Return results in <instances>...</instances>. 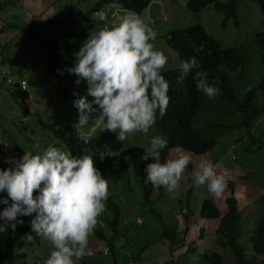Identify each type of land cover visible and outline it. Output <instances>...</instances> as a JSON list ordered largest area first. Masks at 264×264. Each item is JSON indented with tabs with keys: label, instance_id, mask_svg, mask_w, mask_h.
Returning a JSON list of instances; mask_svg holds the SVG:
<instances>
[{
	"label": "clouds",
	"instance_id": "obj_1",
	"mask_svg": "<svg viewBox=\"0 0 264 264\" xmlns=\"http://www.w3.org/2000/svg\"><path fill=\"white\" fill-rule=\"evenodd\" d=\"M49 1L51 10L59 0ZM240 1H237L233 18L230 19L237 26ZM45 2L47 4V0ZM192 2L195 8H199L196 0ZM104 7L95 13L99 19H104ZM66 8L72 15V6ZM90 8L83 10L79 7V10L86 12ZM109 9L111 10V6ZM261 10L264 14V9ZM129 13L121 18L117 26H105L96 32H90L79 50L73 53L74 64L67 68V72L77 78L72 77L77 86L83 82L87 87L81 86L77 89L86 88L84 95L73 93L76 98L70 104L71 112L68 111V114L60 115L61 112L49 106L57 104L58 98L57 83L52 77L43 79V83H48L53 93L46 103L48 112H44L35 109L38 104L34 102V106L28 96L32 83L27 78L34 70L33 67L28 65L30 69L24 68L28 71L25 75L16 73L10 76L6 68L3 71L5 82L12 87L10 95L15 99L23 116L52 117L42 125L52 130L53 137L49 140L51 143L39 154L25 151L19 159L17 151L8 154L2 163L8 168L0 169V233L7 231L8 237L10 227L15 235V231L22 227L26 229L29 223L31 232H23L18 244L23 245L22 251L26 253L25 247L38 242L33 233L47 239L51 250L45 264H75L77 260L92 256L89 237L97 224V218L105 211V202L109 195L108 181L96 167L92 149H85L86 154L75 156L65 147H60L61 142L58 140L64 141L60 138L63 129L68 130L71 127L74 129L72 135L77 136L78 140L85 144L90 141L95 149V157L98 155L101 161L106 157L119 158L121 153L113 150L110 145L94 143L99 139L98 128L101 127L104 134L112 133L110 136L119 145H124L125 150L135 147L131 145L129 134L135 133L139 139L149 136L150 128L157 118H163L166 111H173L175 105L172 97L169 98V82L163 73L171 70L180 72L178 83L181 84L191 73L198 92L210 100L220 94L218 84L209 81L207 71L200 69L195 57L184 59L188 54L203 56L208 42L202 36L184 30L172 37L168 35L171 38L169 42L153 43L156 38L162 37L156 26L152 29L137 16L138 13ZM0 17L2 19L1 15ZM150 18L148 15L147 20ZM86 26V23L81 24V29L77 28L78 32L75 30V34L88 32L89 28ZM9 27L13 31L8 32L15 37L18 32L12 24ZM2 29L5 27L0 20V31ZM182 33L185 41L179 44L175 39ZM174 49H182L186 53L180 56ZM175 55L179 61L175 60ZM45 68L46 66L38 69V72ZM59 71L61 70L57 69L56 73L62 75L63 72L60 74ZM24 99L32 111L30 116L25 115L20 105L24 103ZM62 118L65 125L61 128L56 121ZM167 144L165 137L153 136L149 146L143 149L140 159L146 162L143 169L144 184L171 192L177 188L182 173L191 162V156L181 155L161 162V152ZM33 147L35 149L38 145ZM124 159L127 160L128 157ZM150 160L154 162H148ZM214 168L209 161L201 162L200 170L195 173L192 183L194 186L206 184L208 192L214 198H219L226 183L224 177L218 175Z\"/></svg>",
	"mask_w": 264,
	"mask_h": 264
},
{
	"label": "trees",
	"instance_id": "obj_2",
	"mask_svg": "<svg viewBox=\"0 0 264 264\" xmlns=\"http://www.w3.org/2000/svg\"><path fill=\"white\" fill-rule=\"evenodd\" d=\"M7 1L10 0H0V7L6 5ZM41 1L45 3L42 10L40 6H37V3L33 5V7L27 9H37L40 14L39 17H42L47 12L49 13L50 1L47 0V4L45 0ZM154 1L155 0H102L86 12L79 10V5L73 4L71 16L75 19V24H78L77 28H80L81 24L86 23L87 29L89 28L88 31L96 32L105 26H117L121 18L125 15H129V12L138 13L137 16L153 29L156 26V20L153 16H151L150 20H147V16L150 14L147 13V10ZM196 1L199 4V8H195L192 0L188 3V9L192 15H201L208 6L213 5L216 11L226 15L222 23V26H224L233 18L235 5L239 0H231L227 4L222 3L220 0ZM251 1L264 9V0ZM109 6H111V10ZM102 7H104V19H99L95 13L99 12ZM145 13L148 15L144 16ZM14 24L16 23H13V25ZM7 28L10 29L9 26ZM3 30L4 29L0 32ZM39 30L40 29L33 30L29 26L24 32L26 34L37 35L39 39H43L42 36L39 35ZM184 30L202 36L201 38L208 42V47L203 56L198 57L193 54H188L184 59L188 60L190 57H195L197 59L200 64V69L207 71L209 81L218 84L220 94L217 97L210 100L202 93L198 92L193 83V76L191 73L185 78L182 84L178 83L180 72L171 70L167 73H163L165 79L169 82V98L171 99L172 97V101H175V105L173 111H166L163 118H157L156 123L150 128L149 140L146 146H143L137 134L132 133L128 136L129 140L133 143H136L137 140V143L134 144L135 147L125 150L124 145H119L118 142L110 136L112 133H110V135L104 134L101 132V127L98 128L97 134L99 139L95 140L94 143L97 145H110L113 150H118L121 153L119 158L106 157L101 161L98 155L95 157V149L90 141L88 144H85L82 140H78L77 136L72 135V132H74L73 128L68 127L70 132L66 128L63 129L61 133L59 132L60 138L64 140H58L61 142L60 147H65L66 150L70 151L73 155L80 156L86 154L84 151L85 149H92L93 151L91 154H93L95 158L96 167L103 176L107 172V177L105 178H110L118 173L121 175L128 174L130 171L139 177L143 189L144 202L149 205H156V211L160 213L158 214L160 219L161 215L162 217L165 215L164 209L166 211L169 209L164 202L165 197L170 198L172 201H176L179 197L173 196L172 191L168 192L163 188L154 189L151 184H144L145 173L143 169L146 166V162L142 161L140 157L143 154V149L149 146V142L153 136L161 135L168 141L167 147L161 152V162L166 159H172L173 152L176 150H185L189 154L197 156L207 154L215 148L219 139L236 129L245 130L246 136H248L252 142L255 143L260 141L255 138L252 129H254V125L263 113L262 109L258 106V102L264 101V31L257 32L249 44L232 46H224L217 34H215V36H210L202 23L192 25L187 29L175 30L169 35L172 37L174 34L183 32ZM88 35V32L84 31L80 33L78 37L84 38L88 37ZM51 37L54 38L53 34L46 35L44 38L46 53L43 55V58L45 59L46 68L44 71H41L40 74L43 79L52 76L57 83V104H49V106H53L58 112H61L60 115H65L68 114V111L71 112L70 104H72L73 100L76 98L73 93L84 95L86 88L84 90L77 89L81 86H87L83 82L79 86L75 84V80L72 78L75 76L67 72V68L74 64V57L72 58L73 61L63 59L64 51L60 49L61 47L59 48L60 52L55 53V49H52L53 46L56 48L55 44L51 45L48 42ZM166 37L167 36L156 38L153 43L162 44L164 41L169 42L171 38L169 39ZM184 38L185 36L182 33L175 39V42L179 44L183 43L185 41ZM58 43H60V41ZM253 46H256L258 50L259 62L262 65L263 74L260 83L251 88L249 84L251 78V49ZM174 50L180 56L186 53V51L182 49ZM73 53L74 52L71 54ZM28 60L21 65L23 68L30 69L28 65L31 64ZM33 69L35 72L38 71V69ZM57 69H60L63 74L58 75L56 73ZM0 97V100H2L3 95H0ZM25 100L26 99H24V103H20V105L24 109L25 115L30 116L32 111ZM3 103L0 102V108L3 106ZM72 108L76 110L74 107ZM56 122L61 128L65 125L64 118L58 119ZM3 132L7 136L9 135V131L6 129ZM9 143L10 145H6V148L3 143L0 144V148L4 147V149H0V169L8 168L2 164L7 155L19 150V144L16 140L9 138ZM262 147H264V143L261 142L260 148ZM39 153L40 152L37 154ZM18 154L20 153L18 152ZM124 157H128V159L125 160ZM148 162L154 161L150 160ZM192 167V162H190L185 171L189 173ZM185 171L184 173L186 174ZM229 185L232 195L225 201L228 208L227 213L222 215L213 199H205L201 205L200 219L206 224H209V222H214L216 224L215 233L222 238L220 245L226 249L233 258L235 264H264V214L252 233H242L240 231L242 224L241 212L238 208V201L233 196V184L229 182ZM187 187L188 192L186 198L181 197L178 204L180 210L178 211L172 208L169 215L170 219L167 218V221L163 218L161 219V234L159 235L158 233V235H155L154 242L148 239L141 230L135 232V236H142L141 240L144 243V246L135 243L137 247L136 254L145 253L147 251L146 249L160 244L167 246L170 255V259H163L165 262L164 264H226L224 257L217 251H213L212 249L203 250L202 248H199L200 251H196L197 246L194 245V243L187 245L184 241V237L186 238L191 231L189 222L192 217L190 203L192 197V184L190 183L188 185L187 183ZM107 203L108 206L105 208L107 214H104V217L102 215L98 217L96 228H94L93 231L98 240H102L107 244L113 263L118 264L119 260L117 256L118 251L121 250V240L128 237L131 231L127 219L124 221L125 215L122 214L117 202L109 195ZM174 205L177 206V203H174ZM161 207L163 208L160 211ZM183 210L187 211L185 215ZM180 218L185 220V228L183 231H178L176 222H174V219L179 220ZM133 224L140 229V227H138L140 226L139 223L134 222ZM143 224L144 223H142L141 226H143ZM106 228L112 232L110 239H108L105 232ZM8 230L9 235L6 238L0 233V264H17V261L20 260H23L24 264H27L26 253H24L22 249L17 251V247L19 245L18 240L20 235L28 230L31 232L29 223L26 229L22 227L20 230L15 231V235L10 227ZM204 232L205 230L201 228L197 236L199 241L204 240ZM32 235L39 243H44L46 240L45 238L42 240L41 237L37 236L35 233ZM243 239L249 240L252 245V254L250 256L246 248L240 242ZM184 247L187 249L186 252L174 258V252L183 250ZM126 248L127 246L122 247V249ZM131 259L135 260V264H140L143 257L142 255L139 257L132 256Z\"/></svg>",
	"mask_w": 264,
	"mask_h": 264
},
{
	"label": "rangeland",
	"instance_id": "obj_3",
	"mask_svg": "<svg viewBox=\"0 0 264 264\" xmlns=\"http://www.w3.org/2000/svg\"><path fill=\"white\" fill-rule=\"evenodd\" d=\"M100 0H59L49 11L46 16L39 18L37 9L29 10L27 8L33 7L36 3L41 10L45 3L41 0H10L6 5L0 7V15L2 16L3 32H0V95H3L0 102L3 106L0 108V144L10 145L9 138H13L19 144V152L17 158L24 155L25 151H30L35 154L41 152L48 144L49 138L53 137V132L49 128H43V123L51 120V115L25 117L16 103L15 99L10 95L12 87L7 85L3 71L6 68L10 72V76L19 73L21 75L27 74L21 65L29 59L31 66L35 69H42L46 63L43 58L45 52V37L47 34L54 36L49 39L51 45L55 44L52 49L55 53H59L60 49L64 51L63 59L73 61L72 52H76L82 46L87 37L80 38L76 32L78 29L75 24V19L71 16L67 6L79 5L83 10L90 8ZM223 3H228L231 0H220ZM189 0H155L150 8L147 10L149 16H153L156 20V28L162 36H168L171 32L180 29H187L191 25L202 23L207 32L212 36L217 34L224 46L245 45L249 44L257 32L264 31V14L258 4L250 0H241L238 3V18L239 24L235 25L233 20H230L226 27L222 26L225 15L217 12L213 5L205 9L201 15H192L188 9ZM36 7V6H35ZM13 10V11H12ZM145 13V15H148ZM1 18V17H0ZM13 23H16L13 25ZM12 24L13 28L18 31L14 37L10 34L7 27ZM29 26L35 30H39V35L43 39H39L37 35L26 34L24 30ZM23 30V31H22ZM91 31H88V34ZM28 38H26V36ZM63 35V37H62ZM213 36V37H214ZM36 38V39H35ZM34 41H33V40ZM60 41V43H58ZM63 46V47H62ZM66 46V47H65ZM71 52V53H70ZM251 78L249 86L253 88L260 83L262 79L263 69L260 64L259 54L256 46L251 49ZM258 59V60H257ZM175 60L179 61L175 55ZM5 62V63H4ZM58 73L62 74V71ZM75 78V77H73ZM31 84L30 94L28 95L38 105H45L44 107L35 106L37 110L48 112L46 103L53 96L52 89L48 83H43L41 74L34 70L28 75ZM77 79V78H75ZM53 87H56L53 86ZM20 97V96H17ZM5 98V99H4ZM1 99V97H0ZM45 103V104H44ZM258 106L262 109V115L252 129L255 138L259 142H252L246 136L245 130L236 129L228 135L219 139L215 148L204 155L189 154L185 150H176L173 152L172 159L178 158L181 155H190L192 162V170L186 174L183 172L181 179L173 196L179 197L176 201L165 197V204L168 206V211L164 209L165 215L162 217L165 221L170 219L169 215L171 209L180 210L179 201L181 197L186 198L188 192V185L192 184L191 214L189 224L191 231L184 241L187 245L194 243L196 251L212 249L220 253L226 264H235L233 258L229 255L226 249L221 246L222 238L215 233L216 224L209 222L203 223L200 219L201 205L205 199H213L216 206L224 215L227 213L226 199L232 195L229 182L233 184V196L238 201V208L242 216V224L240 231L242 233L250 234L258 225L261 217L264 214V147L260 148L261 142L264 143V101H259ZM42 121V122H41ZM9 131V135L4 134V130ZM14 130V131H12ZM4 139V140H3ZM149 136H143L141 142L146 146ZM4 141V142H3ZM137 143V140H136ZM136 143H132L134 145ZM34 145H38L34 149ZM203 161L211 162L218 175H222L225 179L226 187L221 197L214 198L207 190V185L194 186L195 173L199 171V165ZM107 172L104 174L106 176ZM109 185V196L117 202L125 220L129 224L131 233L128 237L121 240V250L118 251V264H135L132 256L139 257L142 255L143 260L140 264H164L163 259H170L168 248L165 245L157 244L150 249H146L145 253H137L139 244L144 246L142 236H135L137 230H141L145 236L154 242L155 235L161 234L162 221L156 211V205H149L144 202L143 189L140 183V178L132 171L128 174L121 175L120 173L106 178ZM230 188V190H229ZM186 202V199H185ZM177 203V206L174 205ZM108 206L105 202V208ZM163 207H161L160 211ZM186 210H183L184 215ZM103 212L101 215L104 217ZM100 215V216H101ZM183 217V216H181ZM123 218V216H122ZM184 218V217H183ZM183 218L174 219L178 231H183L185 228V220ZM98 219V218H97ZM139 223L138 229L133 223ZM206 222V221H204ZM143 224V226H141ZM96 228V226H95ZM204 229V240H198V233L200 229ZM7 232V231H6ZM2 235L6 238L7 233ZM108 239L112 236V232L106 228L105 230ZM43 240V238H41ZM41 242V241H40ZM241 244L246 248L248 255L252 254V245L249 240H241ZM106 245V246H105ZM127 246L126 249L122 247ZM202 246V247H201ZM89 247L92 250V256L84 257L75 261V264H114L113 259L108 251L107 244L98 240L93 233L89 237ZM23 248L19 244L17 251ZM51 250V244L46 239L45 242L33 243L24 248L26 252L27 264H45ZM186 247L183 250L175 251L173 256H178L186 252ZM17 264H24L23 260L17 261Z\"/></svg>",
	"mask_w": 264,
	"mask_h": 264
},
{
	"label": "bare ground",
	"instance_id": "obj_4",
	"mask_svg": "<svg viewBox=\"0 0 264 264\" xmlns=\"http://www.w3.org/2000/svg\"><path fill=\"white\" fill-rule=\"evenodd\" d=\"M91 15H93V14H91ZM25 36H26V34H24ZM26 38H28V36H26ZM36 39V38H35ZM33 40V39H32ZM34 41V40H33ZM45 60V59H44ZM49 71V70H48ZM49 73V72H48ZM57 76V75H56ZM52 77V76H51ZM8 85V84H7ZM4 140V139H3ZM4 142V141H3ZM2 146V145H1ZM8 146V145H7ZM0 149H4V147L2 148H0ZM8 149V148H7ZM2 152H4V151H2Z\"/></svg>",
	"mask_w": 264,
	"mask_h": 264
},
{
	"label": "crops",
	"instance_id": "obj_5",
	"mask_svg": "<svg viewBox=\"0 0 264 264\" xmlns=\"http://www.w3.org/2000/svg\"><path fill=\"white\" fill-rule=\"evenodd\" d=\"M11 34V33H10Z\"/></svg>",
	"mask_w": 264,
	"mask_h": 264
}]
</instances>
